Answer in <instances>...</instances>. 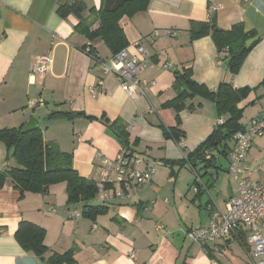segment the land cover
<instances>
[{
    "label": "crops",
    "instance_id": "1",
    "mask_svg": "<svg viewBox=\"0 0 264 264\" xmlns=\"http://www.w3.org/2000/svg\"><path fill=\"white\" fill-rule=\"evenodd\" d=\"M75 1L0 0V128L23 127L33 118L44 141L60 151H69L73 168L98 183L107 168L104 161H113L121 146L114 131V126L120 125L128 134L129 151L143 157L155 171L149 184L109 201L106 211L93 219L81 215L83 203L80 210L76 209L80 202L66 204V196L59 200L54 195L47 200V194L28 192L19 197L11 179H7L0 187V264H48L46 259L52 253L67 250L73 251L74 264H141L164 236L180 232L184 238L183 231L206 226L211 200L221 210L226 209L235 184L230 181L224 191L208 182L194 191L201 174L188 164L181 167L175 163L211 133L216 122L213 104L194 98L200 107L179 113L184 138L176 143L164 135L162 126L176 123L175 113L162 104L175 96L177 70L191 67L193 79L209 89H215L222 79L235 88L256 87L241 105L245 104L244 110L248 105L255 108L251 117L264 110V0H148L143 10L122 16L119 23L128 41L124 49L134 53L132 44L139 41L150 56L149 64L137 76L146 85L135 97L124 92L114 74L100 71L98 61L113 55L105 43L101 39L91 41L98 55V61L93 59L81 49L87 39L74 29L78 18L57 12L59 6ZM82 1L86 7L83 17L91 7L98 10L101 4V0ZM211 5H217L218 10L209 17ZM192 20H213L221 29L240 22L245 31L255 32L258 40L236 74L227 72L224 55L217 52L210 36L190 38ZM97 26L94 22L92 29ZM155 30L158 35H154ZM41 55L49 58L44 72L37 71ZM166 62L170 65L164 69ZM93 89L97 92L92 93ZM56 111H81L94 118H50ZM112 123L113 128L109 127ZM263 136L254 137L241 163L249 179L264 177ZM63 137L66 144L61 142ZM9 154L0 142V169L14 164ZM225 159L230 162L229 156ZM171 168L174 178L169 176ZM182 168L191 175H183L180 186ZM222 168L221 163L216 164L217 172ZM225 170L229 175L227 165ZM214 172L208 171L218 185L219 176ZM63 184L55 188H61L65 195ZM21 220L45 229L47 251L43 256L23 250L15 239ZM153 222L166 227L158 242H153L157 225L153 231ZM237 236L207 241L192 253L189 249L183 264H223L218 255L225 254L233 243L243 252L237 251L240 263L250 264L249 245L241 233Z\"/></svg>",
    "mask_w": 264,
    "mask_h": 264
},
{
    "label": "trees",
    "instance_id": "2",
    "mask_svg": "<svg viewBox=\"0 0 264 264\" xmlns=\"http://www.w3.org/2000/svg\"><path fill=\"white\" fill-rule=\"evenodd\" d=\"M147 1L101 0L100 7L95 12V17L89 20H87L88 17H82V12L85 9L82 0L59 6L57 12L61 16L74 14L78 18L74 29L87 39L81 49L84 51L85 47L89 46L90 50L87 54L98 60V55L92 48L91 41L101 39L113 55L119 52L128 45L125 33L119 23L121 17L124 15L132 16L136 12L143 10ZM93 10V8H90L89 12L91 13ZM94 22H98V26L92 29ZM189 33L192 40L207 35L210 36L217 52L219 54L223 53L222 60L227 72L230 74H236L239 71L244 56L258 40L255 32L245 31L240 22L233 24L228 29H221L217 27L213 20H192L189 23ZM251 38H256V40L249 46H245V42ZM239 49H242L240 55L236 54ZM174 89L175 96L162 104L163 108H169L175 113L176 120L173 126H162L166 137L171 138L176 143H179L184 138L185 134L181 128L179 113L182 110H187L188 112L196 111L200 107V103L195 104L193 102L194 98L210 101L213 104L216 115V122L211 133L196 148L186 151L183 158L175 161V163L181 167L188 164L198 174L204 172V175H206L211 170H215L214 173L216 174V159L218 156L223 158L229 156L231 161L229 142L232 141V137L237 131L248 124L243 125L241 122L245 108V104L241 105V103L246 101L250 92L256 90V87L243 86L235 88L231 82L222 79L215 89H209L205 84L193 79L191 67H183L181 70H177L175 74ZM49 116L50 118L68 120L80 116L89 119L94 118L85 115L81 111H56ZM219 118L222 119L221 123L217 122ZM113 126L114 123L109 125L111 128ZM114 128L121 146L126 148L128 146L129 150L128 134L125 128L120 125H116ZM21 129L22 127L0 128V142L6 146L7 150H10L8 157H12L14 160L12 166L0 169V187L3 186L7 179H11L19 197H22L28 192L44 194L48 191L49 186L63 182L65 183L66 204L83 203L81 215L92 219L98 214H103L107 209V204L92 203L98 194V184L92 179L81 176L73 168L72 154L60 151L54 144L45 142L38 127L26 133L21 132ZM169 176L175 177L172 168ZM201 178L199 179L200 181L195 180V182L199 183L198 186L201 183L205 185ZM105 187L109 188L110 184H106ZM238 232L243 236V230ZM14 236L25 251H31L37 256H43L47 251L44 243L45 229L35 223L21 220ZM204 243L206 242L200 244ZM177 249L178 246L168 236H164L152 250L149 257L141 264H176ZM46 261L48 264L75 263L72 250H67L63 253H52Z\"/></svg>",
    "mask_w": 264,
    "mask_h": 264
},
{
    "label": "built area",
    "instance_id": "3",
    "mask_svg": "<svg viewBox=\"0 0 264 264\" xmlns=\"http://www.w3.org/2000/svg\"><path fill=\"white\" fill-rule=\"evenodd\" d=\"M218 10L217 5L209 6L207 15ZM165 34L172 36L169 30ZM158 35V31H154ZM135 52L129 53L127 49H121L112 55L108 60L98 61L102 73L114 74L121 88L131 97L142 92L145 81L138 79V74L149 64V53L136 41L132 44ZM87 46L84 52H89ZM37 71L44 72L49 65V58L46 55L39 57ZM169 62L163 64L167 68ZM153 83V82H152ZM98 84H102L98 81ZM97 92L95 89L92 93ZM221 123L222 119H217ZM264 133V111L252 116L247 126L237 131L233 137L231 149V161L229 174L235 184V191L226 201V209L221 210L211 200L209 203V222L206 226L183 231L185 237L191 242L203 243L215 241L225 236H237L239 230H243V236L249 245L248 257L250 264H264V177L259 180L245 177L244 169L241 166L246 153L248 152L253 137L261 136ZM107 165L103 175L98 181L97 199L100 203L107 204L116 197H126L138 191L144 185L152 181L155 171L153 165L144 163L143 157L131 153L128 148L120 146L113 161H104ZM113 173V175H112ZM199 180V179H198ZM200 181V180H199ZM110 184L106 188L105 185ZM197 185L194 191L203 186ZM164 226L157 224L156 231L163 230ZM238 237V236H237ZM134 253L129 257L134 258ZM210 264H218L211 261Z\"/></svg>",
    "mask_w": 264,
    "mask_h": 264
},
{
    "label": "rangeland",
    "instance_id": "4",
    "mask_svg": "<svg viewBox=\"0 0 264 264\" xmlns=\"http://www.w3.org/2000/svg\"><path fill=\"white\" fill-rule=\"evenodd\" d=\"M91 8H93V7H91ZM93 9L94 10L91 13L89 12V14L86 17H84V18L88 17L87 20H89V19H92L93 17H95V15H96L95 12L97 11V9H95V8H93ZM85 10H86V7H85L84 11ZM83 12H82V17H83ZM254 110H255V108H252V105H248L246 107V109L243 111V116H242V119H241V122H242L243 125H246L248 123V121H249V119L251 117L250 115H251V113ZM258 137H260V136H258ZM263 138H264V136H263ZM61 142H62V144H66L67 143V141L65 140V137H63ZM62 150H64V149H62ZM65 152H69V151H65ZM216 160H217V163H221V165L223 167L222 170L217 172V175L219 176L218 177L219 178L218 179V185L216 184L217 179L216 178L214 179V177L212 175L213 173L212 174L211 173H207L206 175H203L201 179L203 180V182L205 184L208 183V182H209V184L210 183H215L217 188L225 191L224 186L227 185L230 181H231L230 183L234 185L233 181L231 180V176L228 175L226 170H225L226 165L228 167L229 163H227V160L225 158H223V157L222 158L217 157ZM181 171H182V174H181L180 180H179L180 186L183 185V183H184V180H183L184 176L183 175H185V174L188 175V176L191 175L187 168H182ZM56 184H59V185H56V186H54L52 188L50 187L48 189V191L46 193H44L45 195L47 194V200H50L54 195L58 196L59 200H61V198L63 196H66L65 190H64L65 195H63V192L61 193V188L60 189L59 188H55V187H63L64 184L63 183H56ZM35 194H38V193H35ZM92 202L99 203L97 199L93 200ZM24 203L26 204L27 200ZM76 206H77L76 209L80 210V208L82 206V203H79ZM175 222L178 223L177 220H175ZM156 224L157 223H155V222L152 223L153 227L152 226L151 227H152L153 231H154V226ZM158 224H160V222ZM165 229H166V227H165ZM163 231H164V229L153 232V235H154V241L153 242H155V241L158 242V240L160 239V236L163 234ZM168 238H170L173 241V243L176 246H178V248H179L180 254L177 256V260H176L177 264H183L184 257L187 255L189 249L191 250V253H192L195 249L199 248V245H201L200 243L191 242L187 237L183 238L182 234L180 232H176L174 234H169ZM237 251H241V249L238 247V245L236 243H233L226 250L225 254L220 253L218 255V260H221V262L223 264H242L238 260L240 258L238 256H236V255H238ZM241 253H243V252L241 251ZM232 257H233V259H232Z\"/></svg>",
    "mask_w": 264,
    "mask_h": 264
},
{
    "label": "water",
    "instance_id": "5",
    "mask_svg": "<svg viewBox=\"0 0 264 264\" xmlns=\"http://www.w3.org/2000/svg\"><path fill=\"white\" fill-rule=\"evenodd\" d=\"M256 40V38H251V39H248L246 42H245V46H249L251 43H253L254 41ZM242 53V49H239L238 51H236V54L240 55ZM37 128V124L35 122V120L33 118H30L22 127L21 129V132L23 133H26L28 131H31L33 129ZM229 149L231 150L232 147H233V140L229 142ZM201 176L204 175V172H201L200 173Z\"/></svg>",
    "mask_w": 264,
    "mask_h": 264
}]
</instances>
